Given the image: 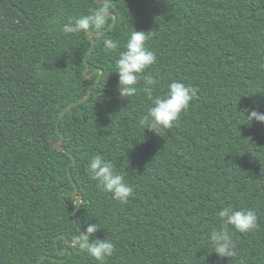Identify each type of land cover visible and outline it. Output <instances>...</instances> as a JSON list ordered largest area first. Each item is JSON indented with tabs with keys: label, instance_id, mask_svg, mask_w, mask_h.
<instances>
[{
	"label": "trees",
	"instance_id": "trees-1",
	"mask_svg": "<svg viewBox=\"0 0 264 264\" xmlns=\"http://www.w3.org/2000/svg\"><path fill=\"white\" fill-rule=\"evenodd\" d=\"M99 1L0 0V264H98L77 247L87 223L115 245L107 264H264V123L246 118L264 113V0ZM106 3L116 21L89 29L102 33L87 54V32L60 26ZM133 29L157 55L153 96L172 80L198 89L162 136L139 124L152 105L143 80L130 98L117 90ZM101 36L120 47L106 53ZM93 154L133 187L126 204L87 174ZM229 204L257 214L253 231L228 225L230 260L208 239Z\"/></svg>",
	"mask_w": 264,
	"mask_h": 264
},
{
	"label": "clouds",
	"instance_id": "clouds-1",
	"mask_svg": "<svg viewBox=\"0 0 264 264\" xmlns=\"http://www.w3.org/2000/svg\"><path fill=\"white\" fill-rule=\"evenodd\" d=\"M107 11L96 9L90 14L69 17L60 26L64 34L87 32L92 27L102 29L106 23ZM103 49L111 54L119 47V42L109 37L101 36ZM150 32L132 30L123 45V50L115 61L114 72L118 74L117 90L120 97L130 98L137 94L136 85L143 80V93L152 100V105L139 118V124L158 135L171 129L180 115L187 111L190 102L197 96L198 89L182 81L172 80L168 90L163 95L153 96L154 86L158 83V76L146 72L157 62V55L149 47L147 41ZM248 123L254 121L264 123V113L252 109L246 116ZM87 174L96 181V187L105 193H110L113 200L126 204L134 195L133 187L125 181L124 175L118 172L114 164L101 154H93L87 164ZM221 219V227L212 228L208 239L218 257L228 258L236 256V246L233 233L228 225L236 232L246 233L257 228V214L250 208L235 209L231 204L222 207L217 212ZM101 229L97 223H87L80 230L77 237V247L85 251L98 264H107V260L114 254L115 245L110 239L95 237Z\"/></svg>",
	"mask_w": 264,
	"mask_h": 264
},
{
	"label": "water",
	"instance_id": "water-1",
	"mask_svg": "<svg viewBox=\"0 0 264 264\" xmlns=\"http://www.w3.org/2000/svg\"><path fill=\"white\" fill-rule=\"evenodd\" d=\"M99 2H102V0L101 1H99ZM107 3L105 4V6H104V8L103 9H105L106 11H107ZM108 15H113V22H112V25L115 23V21H116V16L114 15V14H112V13H107V16ZM100 33H102V32H92V31H87V38L91 41V45H90V49H89V51H88V53L87 54H89L91 51H92V49H93V46H94V39H93V36L94 35H98V34H100ZM86 54V55H87ZM88 69H89V67H88V65L86 66V68L83 70V75L85 76V77H87V78H90L91 77V73L90 74H87V72H88ZM101 72H102V70H100V74H101ZM98 80H99V77L97 78V80L92 84V85H90L89 86V88H88V90H87V95L85 96V97H83L82 98V100H85L88 96H89V94H90V88H91V86H94V85H96L97 84V82H98ZM74 103H70V104H68L65 108H63L61 111H60V113H59V118L63 115V113L64 112H66L67 110H68V108L70 107V105H73ZM61 141H62V138H60V140L59 141H57L56 142V144H55V147L57 148V149H59V150H63V151H66L61 145H60V143H61ZM73 161H74V159H73ZM76 193H77V188H75V190L73 191V193H72V195H73V200H74V202H77L78 201V205L77 206H79L82 202H83V198L80 196V195H76ZM76 211V210H75ZM75 213L76 212H74V220H75ZM80 230H82V229H80ZM75 240L76 239H73L72 241H71V243L73 244L74 242H75ZM62 254L63 253H65V250L64 251H62L61 252ZM42 259V257L40 258V260Z\"/></svg>",
	"mask_w": 264,
	"mask_h": 264
}]
</instances>
